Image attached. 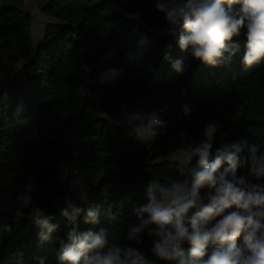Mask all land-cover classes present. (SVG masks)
I'll use <instances>...</instances> for the list:
<instances>
[{
	"label": "trees",
	"instance_id": "obj_1",
	"mask_svg": "<svg viewBox=\"0 0 264 264\" xmlns=\"http://www.w3.org/2000/svg\"><path fill=\"white\" fill-rule=\"evenodd\" d=\"M39 8L62 23L34 28L25 4L0 6V194L15 197L31 178L34 202L57 228L41 243L40 228L26 214L15 215L17 202L7 203L0 210V226L10 229L0 228V264H59L60 241L73 227L77 233L107 227L110 243H123L128 225L139 222L133 209L147 203L151 180L178 177L168 160L153 162L180 143L181 131L198 142L205 125L218 122L213 154L239 140L264 151V61L250 68L242 64L246 30L233 38L239 44L235 55L212 67L179 48L180 29L175 35L149 31L164 30L167 23L152 0H49ZM130 13L148 27L124 16ZM112 49L117 73L107 58L105 77L95 70ZM176 60L186 66L183 73L172 67ZM140 102L168 125L167 136L142 142L131 127L102 117L107 111L117 121L122 104L131 110ZM185 104L188 117L182 116ZM61 164L89 184L88 199L77 201L75 225L61 214ZM238 175H248L247 169ZM97 205L111 209L115 219L101 215L98 224H86L87 210ZM142 240L132 246L153 264H166L149 252L146 233Z\"/></svg>",
	"mask_w": 264,
	"mask_h": 264
},
{
	"label": "clouds",
	"instance_id": "obj_2",
	"mask_svg": "<svg viewBox=\"0 0 264 264\" xmlns=\"http://www.w3.org/2000/svg\"><path fill=\"white\" fill-rule=\"evenodd\" d=\"M152 3L164 15L171 34L181 30L179 48L193 59L218 66L239 50L233 38L246 30L242 64L250 68L264 61V0ZM172 67L183 73L186 66L176 60ZM190 115V106L183 105L182 116ZM108 116L107 111L102 114ZM116 122L131 127L137 140L149 144L158 135H168V125L154 112L146 111L144 102L131 110L122 104ZM220 127L218 122L207 123L198 142L183 131L179 133V146L171 147L165 157L176 166L178 177L151 180L145 193L147 203L133 209L139 222L128 225L123 243H110L107 227L82 233L73 227L60 241L59 264H153L143 250L132 246L141 245L145 233L151 238V255L166 264H264V151L239 140L213 154V140ZM175 143L173 138L170 144ZM240 169H247L248 175H238ZM60 179L65 186L61 214L75 225L81 212L77 201L88 199V180L73 173L67 164L60 166ZM204 189L207 191L202 194ZM34 191L28 178L15 196V215L30 217L40 228L39 239L44 243L57 225L50 223L45 209L34 202ZM7 208L0 194V210ZM101 215L115 219L111 209L97 205L87 210L84 222L98 224ZM240 238L242 244L238 243ZM186 244L189 247L185 248Z\"/></svg>",
	"mask_w": 264,
	"mask_h": 264
},
{
	"label": "water",
	"instance_id": "obj_3",
	"mask_svg": "<svg viewBox=\"0 0 264 264\" xmlns=\"http://www.w3.org/2000/svg\"><path fill=\"white\" fill-rule=\"evenodd\" d=\"M29 10H30V13L32 14L33 16V22H34V28L36 26V23L34 21L35 17L37 15H40L42 16L45 20H44V23H42L43 25H46V24H50V23H62V21L58 20L57 18L55 17H52V16H47L45 15L39 8L38 4H37V0H30V5H29ZM125 17L131 19V20H138L140 22H142L146 27L147 24L144 20H142V18L140 17L139 14H134V15H130V14H127V15H124ZM149 31L152 32V33H157V34H160V35H168V34H171L170 30H169V25L166 23V28L164 30H152L149 28ZM88 52V50H87ZM115 55H116V50L115 49H112L109 53L108 56L104 57V58H101V59H98V61L100 62V66L98 68H96L95 71L97 72H100L101 74H103L105 77V73L103 72L102 70V63L107 59V58H110V66H111V63L113 62L114 58H115ZM112 69V68H111ZM113 70V69H112ZM114 72H116L115 70H113ZM91 70L88 71V81L91 83ZM117 73V72H116ZM115 79V78H114ZM91 94V93H90ZM93 97H96L95 95L91 94ZM105 119H107L112 125H117V126H124L126 124H123V123H117L116 120H113L110 118V116L108 117H104ZM167 155V154H166ZM166 155L162 156V157H159L157 158L153 163L156 164V163H159V162H162V161H165L167 159H165Z\"/></svg>",
	"mask_w": 264,
	"mask_h": 264
},
{
	"label": "rangeland",
	"instance_id": "obj_4",
	"mask_svg": "<svg viewBox=\"0 0 264 264\" xmlns=\"http://www.w3.org/2000/svg\"><path fill=\"white\" fill-rule=\"evenodd\" d=\"M48 1L49 0H37V4H38V6L42 7L46 3H48ZM23 4H25L29 8L30 0H0V6L13 5V6H18V7H23ZM37 17H38V15L34 19V21L36 23V27H38L40 25H43L42 22L39 21V19H37ZM108 64H109L108 67L110 69L111 68L110 63H108ZM102 68H103V66H102ZM176 146H179V144L176 145ZM3 199L5 200L6 203H10V204H15V202H16L15 197L12 195L11 192H8V193L4 194L3 195Z\"/></svg>",
	"mask_w": 264,
	"mask_h": 264
},
{
	"label": "bare ground",
	"instance_id": "obj_5",
	"mask_svg": "<svg viewBox=\"0 0 264 264\" xmlns=\"http://www.w3.org/2000/svg\"><path fill=\"white\" fill-rule=\"evenodd\" d=\"M37 19H39V21H41L42 23H44V18L42 17V16H40V15H38V17H37ZM110 63V62H109ZM109 65V64H108ZM107 65V66H108ZM102 66H103V68L102 69H104V68H106L107 66L105 65V61L102 63Z\"/></svg>",
	"mask_w": 264,
	"mask_h": 264
}]
</instances>
